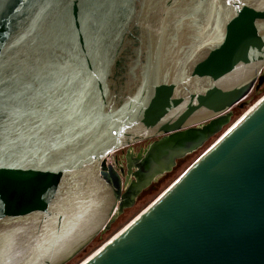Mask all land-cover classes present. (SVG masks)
Returning a JSON list of instances; mask_svg holds the SVG:
<instances>
[{
    "label": "water",
    "instance_id": "1",
    "mask_svg": "<svg viewBox=\"0 0 264 264\" xmlns=\"http://www.w3.org/2000/svg\"><path fill=\"white\" fill-rule=\"evenodd\" d=\"M263 83L264 0H0V264L71 262ZM245 112L80 264H264V95Z\"/></svg>",
    "mask_w": 264,
    "mask_h": 264
},
{
    "label": "rangeland",
    "instance_id": "2",
    "mask_svg": "<svg viewBox=\"0 0 264 264\" xmlns=\"http://www.w3.org/2000/svg\"><path fill=\"white\" fill-rule=\"evenodd\" d=\"M264 95V83L260 90H253L251 94L248 95L245 104L238 105L233 108V116L231 118L230 123L236 121L251 105L256 103L262 96ZM230 124L224 126V128L218 132L217 134L211 136L201 147H199L194 152L187 154L183 158H179L176 161V165L172 168V170L164 173L149 187L143 189V191L139 192L137 195V199L135 203L125 208L124 211H121L115 221L111 224L110 228L101 233L94 242L87 247L86 250L81 252L77 257H75L68 264H78L87 256H89L92 252H94L97 248L103 245L112 235H114L118 230L123 228L129 221L133 220L137 215H139L148 205H150L167 187H169L220 135L229 127ZM157 138L145 140L139 143H136L130 147L121 149L116 153L111 154V159L115 160L119 159V163L124 164V156L126 151L132 149L137 152L142 148H147L150 144L154 142ZM144 149V150H145Z\"/></svg>",
    "mask_w": 264,
    "mask_h": 264
},
{
    "label": "bare ground",
    "instance_id": "3",
    "mask_svg": "<svg viewBox=\"0 0 264 264\" xmlns=\"http://www.w3.org/2000/svg\"><path fill=\"white\" fill-rule=\"evenodd\" d=\"M250 108V107H249ZM248 108V109H249ZM247 111V110H246ZM246 113V112H245ZM238 120V119H237ZM236 121H234L233 123L230 124V126H232L233 124H235ZM229 126V127H230ZM228 129V128H227ZM226 131V130H225ZM149 149H145L143 150L142 152H140L139 154H137L135 151H133L132 149H130L129 151V162H130V165H133L132 167L134 168V166H138L137 164L141 163L143 160H144V157L148 154V151ZM139 162V163H138ZM165 162H166V159H163L161 162H160V168H159V171H155L152 175H149L147 177H142V176H139L137 175L136 177H134V179L131 177V175L133 173H131V175L129 176L128 178V186H129V189L128 191L125 193L124 195V203L125 204H130L133 202V199L134 197L137 195L138 193V190L140 189V187L144 184V183H148V182H153L155 181L157 178H159L162 174L166 173L168 171V169H166V166H165ZM134 219V218H133ZM132 221V220H131ZM130 222V221H129ZM128 222V223H129ZM127 223V224H128ZM126 224V225H127ZM125 225V226H126ZM124 226V227H125ZM123 227V228H124ZM123 228H121L120 230H118L114 235H112L106 242L110 241V239H112L114 236H116ZM105 242V243H106ZM102 246V245H101ZM99 249V248H97ZM96 249V250H97ZM95 250V251H96ZM94 253V252H92ZM92 253L90 255H92ZM89 255V256H90ZM89 256H87L85 259H87ZM85 259H83L81 262H79L78 264L82 263Z\"/></svg>",
    "mask_w": 264,
    "mask_h": 264
},
{
    "label": "flooded vegetation",
    "instance_id": "4",
    "mask_svg": "<svg viewBox=\"0 0 264 264\" xmlns=\"http://www.w3.org/2000/svg\"><path fill=\"white\" fill-rule=\"evenodd\" d=\"M262 86H263V84L261 85V87H262ZM261 87H260V88H261ZM255 90H256V89H255ZM233 114H234V112H233ZM144 149H145V148H142V149H140L139 151H137L136 153L139 154V153L142 152ZM129 151H130V149H129L128 151H126L125 156H124L125 161H124V164H122V166L125 167L126 172L128 171L127 165H128V158H129L128 155H129ZM116 152H117V151H116ZM116 152H114V153H116ZM117 158H118V156H117ZM117 160H119V159H117ZM112 161H113V163L115 164V160L112 159ZM134 168H135V166H134ZM131 177L134 179L135 176H131ZM151 184H152V183H151ZM151 184H150V185H151ZM150 185H149V186H150ZM149 186H148V187H149ZM142 191H143V190H142ZM138 194H139V193H138ZM138 194H137V195H138ZM137 195L134 197L133 202L130 203V204L135 203V201H136V199H137V197H138ZM128 204H129V203H128ZM130 204H129L128 206H130ZM128 206H125V208H128ZM125 208H124V209H125ZM123 211H124V210H123Z\"/></svg>",
    "mask_w": 264,
    "mask_h": 264
},
{
    "label": "built area",
    "instance_id": "5",
    "mask_svg": "<svg viewBox=\"0 0 264 264\" xmlns=\"http://www.w3.org/2000/svg\"><path fill=\"white\" fill-rule=\"evenodd\" d=\"M113 153V152H112ZM112 153H110V154H108L107 156H106V161H107V164L109 165V164H114L113 163V161H112V159H111V154Z\"/></svg>",
    "mask_w": 264,
    "mask_h": 264
}]
</instances>
